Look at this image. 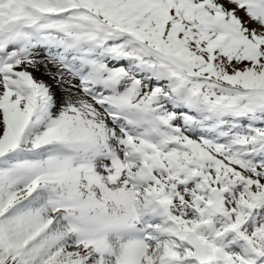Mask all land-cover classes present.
Wrapping results in <instances>:
<instances>
[{
    "label": "snow or ice",
    "instance_id": "snow-or-ice-1",
    "mask_svg": "<svg viewBox=\"0 0 264 264\" xmlns=\"http://www.w3.org/2000/svg\"><path fill=\"white\" fill-rule=\"evenodd\" d=\"M0 264H264V0H0Z\"/></svg>",
    "mask_w": 264,
    "mask_h": 264
}]
</instances>
